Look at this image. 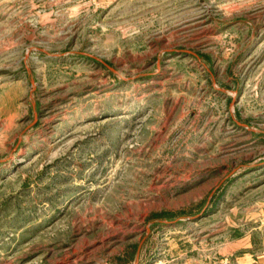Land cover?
Masks as SVG:
<instances>
[{"label":"rangeland","instance_id":"374dc122","mask_svg":"<svg viewBox=\"0 0 264 264\" xmlns=\"http://www.w3.org/2000/svg\"><path fill=\"white\" fill-rule=\"evenodd\" d=\"M0 264H264V0H0Z\"/></svg>","mask_w":264,"mask_h":264}]
</instances>
